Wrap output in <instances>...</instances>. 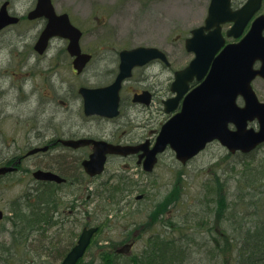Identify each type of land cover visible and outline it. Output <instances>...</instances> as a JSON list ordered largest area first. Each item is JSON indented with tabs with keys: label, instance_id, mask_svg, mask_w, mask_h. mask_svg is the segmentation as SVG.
I'll list each match as a JSON object with an SVG mask.
<instances>
[{
	"label": "flooded vegetation",
	"instance_id": "flooded-vegetation-1",
	"mask_svg": "<svg viewBox=\"0 0 264 264\" xmlns=\"http://www.w3.org/2000/svg\"><path fill=\"white\" fill-rule=\"evenodd\" d=\"M17 2L5 0L2 3L0 0V9L7 4L9 14L18 19L16 24L5 27L0 33L21 25L26 29L37 27L39 32L32 42L10 44L8 48H4L3 44L0 48L3 56H11V64L16 63L15 70L0 76V211L4 213L0 225L7 221L12 224L14 232H19L16 225L23 221L24 213L31 212L29 215H33L35 209L47 205L50 217L43 221V228L38 230V235L32 236L40 240V264H60V260H55L61 258V249L69 253L61 240L66 223L62 196H69L66 207L70 210L69 215H74L71 210L73 206L84 208L83 203H77V195L84 189H93L90 185L104 175H90L84 168V163L96 153L94 143L136 150L127 155L108 153L106 169L111 162L117 161L125 163L122 168L131 170L133 163L145 175H152L162 164L163 156L172 151L168 146L163 153L158 154L153 173L144 170L147 155L155 148L161 129L181 113L190 92L207 80L214 65L217 66L216 59L221 53L228 46L241 44L256 23L261 29L257 37L264 41V0H229L228 7L225 4L216 5L215 13L220 18H237L221 22L219 26L215 25L216 21H211L210 26L207 24L212 0L201 2L205 13L203 20L188 30L184 39V65L177 71H174L172 55L165 48L132 43H127L128 46L123 48L115 44L111 46L110 42L101 40V35L109 30L106 28L108 18L95 24L93 16L96 10L91 11L94 13L92 15L74 16L68 10H60L57 1L52 0L55 13L59 16L69 15L71 23L82 32L78 46L80 55L86 57V63L83 70L78 71V56L71 53L74 45L68 39L53 37L47 43H39L50 20L46 17H31L38 0H33V8L24 15L17 11ZM81 2H90L93 8L103 9L99 0ZM78 13L80 15L81 11ZM88 24L91 26L86 30ZM195 31H201L196 45L204 53V61L198 66L202 69H195L194 75L188 74L192 80L188 79V86L181 83V91L183 85L184 90L177 98L174 93L176 74L178 71H187L197 57L194 51L188 50V41L194 37ZM120 33V29L116 31L117 35ZM170 44L173 45V40ZM142 47L158 48L163 57L148 60L149 56L145 55L146 62L132 67L129 77L117 84L122 73V53ZM4 50L10 53L2 52ZM240 56L246 59L248 53L242 52ZM207 62L209 66L200 78V72L205 69ZM263 65V61H255L253 71L259 72ZM238 71L239 80L248 78L247 65L241 66ZM263 86L264 75L257 73L251 81V87L261 103L264 101L259 94L263 92ZM246 94L244 92L237 96L240 109L247 106ZM156 113L161 116L159 120L155 117ZM142 121L146 123L140 127L155 125L149 130V136L155 138L144 139L136 134L135 122ZM127 127L130 132H126ZM231 129L235 127L231 126ZM78 141L92 142L77 146L75 143ZM48 174L59 177L61 181L46 179ZM119 176L117 173L114 177ZM6 195L10 196L7 202L2 198ZM91 198L90 195L87 200ZM144 200L145 195L136 197L138 204ZM4 203L6 205L1 206ZM132 204L130 202L129 205ZM6 211L9 215H6ZM129 243L134 244V241Z\"/></svg>",
	"mask_w": 264,
	"mask_h": 264
},
{
	"label": "rangeland",
	"instance_id": "rangeland-1",
	"mask_svg": "<svg viewBox=\"0 0 264 264\" xmlns=\"http://www.w3.org/2000/svg\"><path fill=\"white\" fill-rule=\"evenodd\" d=\"M56 1L60 10H68L74 16L92 15L91 11L96 10L93 23L108 18L106 28L109 30H105L101 40L110 42L111 46L123 48L132 43L165 48L173 57L174 71L181 70L184 65V39L188 30L200 24L205 14L204 5H201L204 0H99L103 9L93 8L90 2L83 4L85 2L81 1L85 0ZM17 5V11L24 15L33 8L34 2L18 0ZM111 17L113 20H109ZM90 26L88 24L85 29ZM119 29L121 33L117 35ZM38 32L37 27L26 29L21 25L0 33V48L3 44L8 48L10 44L32 42ZM10 59L11 56L0 53V76L15 70L16 63L11 64ZM259 95L264 101V90ZM155 117L161 118L157 113ZM145 123L135 122L136 134L144 139L155 138L149 136L151 126L155 125L140 127ZM251 126L258 128L256 123ZM126 132H130L129 127ZM131 164L132 169L127 170L122 168L124 162H111L103 177L90 185L93 189H84L77 195V203H83L84 208L73 206L74 215H69L70 210L66 207L69 196H62V210L66 211L64 229L68 231L67 236L62 235L63 247L68 246L64 240L70 242L69 231L77 229L72 239L76 243L84 226L100 227L79 264H104V256L105 259L106 256L114 258V264H130L126 261L131 262L133 258L138 262L150 254L156 256L155 237L158 234L170 241L182 238L188 264H226L233 258L235 264L243 260L239 251L246 247L247 238L251 241V235L259 231L264 233V145L254 155L243 156L231 155L215 143L187 165L178 163L174 153L168 151L152 175H145ZM117 173L121 176L114 177ZM140 195H145V200L138 204L136 197ZM221 196L224 198L220 203ZM9 197L2 196L6 202ZM130 202L133 204L129 205ZM227 204L229 207L226 208ZM165 205L167 209L159 219L157 209L162 210ZM6 215H9L8 211ZM217 216H220L218 226ZM175 222L180 228L176 231L171 227ZM13 229L7 221L0 225V264H40L41 258L26 253L24 247L11 248L20 237ZM31 239L35 240L29 235L28 240ZM229 239L233 241L232 259L229 251L222 256L219 249V243L228 241L225 246L228 250L231 247ZM132 240L135 245L130 257L116 258L115 251ZM71 247L73 244H69V249ZM152 249L153 253L150 252ZM10 252L15 255L14 259L6 262Z\"/></svg>",
	"mask_w": 264,
	"mask_h": 264
},
{
	"label": "water",
	"instance_id": "water-1",
	"mask_svg": "<svg viewBox=\"0 0 264 264\" xmlns=\"http://www.w3.org/2000/svg\"><path fill=\"white\" fill-rule=\"evenodd\" d=\"M219 4H225L228 7L229 0H212L210 16L207 21L208 26H210L211 21H216L215 25L219 26L221 22L237 19L234 17L220 18L219 14L215 13L216 5ZM31 17H46L50 20L39 43H47L49 39L55 36L69 39L71 44L74 45L71 48V53L78 56L76 61L77 67H80L78 64L85 65L86 57L84 58V56L80 55V48L78 46L82 33L71 24L68 15L57 16L51 0H39L38 6L32 12ZM17 22L18 19L9 14L7 4L3 5L0 9V31ZM260 30L259 24L256 23L253 31L241 44L228 46L221 53V56L216 59L217 66L214 65L207 80L188 96L182 113L178 114L164 126L156 147L147 155L144 164L146 171L150 172L153 170L157 162V155L163 153L169 145L176 152L177 159L183 164H186L203 151L208 143L215 140L220 141L232 153H236L237 151L249 153L264 143V104L259 103L251 87V81L257 73L264 75V65L261 71H253L255 61L261 60L264 63V41L260 37H257L260 36ZM200 32L195 31L194 37L188 41V50L194 51L197 57L187 71L177 74V83L180 82L187 85L188 74L194 75L195 69H202V67L198 66L200 62L204 61V53L196 45ZM220 45L222 46L223 43ZM43 49L44 47L40 48V51ZM242 52H247L248 58H242L240 56ZM236 54L238 55L237 58H235ZM141 55L142 58L140 57ZM145 55L149 56L147 58L148 60L163 57L162 52L155 48H138L122 53L120 82L129 77L132 67L135 65H143L146 62ZM243 65H247L248 78L246 80H239L237 78L239 75L238 68ZM208 66L209 63L200 72V78ZM183 86L182 91L184 90ZM175 90L180 91L177 84ZM244 92L247 93L245 95L247 106L240 109L236 104V100L237 96ZM255 120H258L260 124V130L258 132L254 129H248L249 122ZM230 124H233L236 130H231L229 127ZM90 142L92 141H78L75 145L80 146L83 143ZM94 144L96 145V153L89 161L84 163L86 171L93 176L100 175L104 172L106 155L108 153L127 155L136 152V150L130 147L123 148L105 143ZM40 177L42 178L43 176ZM45 177L46 179L61 181L55 175L49 176L48 174ZM3 218L4 213L0 211V222ZM97 231L98 228H85L77 245L67 255L62 264H77L85 255ZM130 248L131 245H126L118 250V253L127 254Z\"/></svg>",
	"mask_w": 264,
	"mask_h": 264
},
{
	"label": "trees",
	"instance_id": "trees-1",
	"mask_svg": "<svg viewBox=\"0 0 264 264\" xmlns=\"http://www.w3.org/2000/svg\"><path fill=\"white\" fill-rule=\"evenodd\" d=\"M223 196H221V198L219 199V202L221 203L223 200ZM53 202V206H54V201ZM218 202V200H217ZM222 205V204H221ZM225 208V205H222ZM229 207V205L227 204L226 208ZM167 206H164V209L160 210L157 209L158 213L156 214V217H158L160 219V216L162 215V213L164 211H166ZM222 210V209H221ZM49 213L50 210L48 209L47 205L38 209H35V212L33 213V215H29L31 214V212H29L28 214L24 213V215L22 216L23 221H20L17 225L16 228H19V239L15 240L13 242L14 247L11 246V248L14 250L20 246L24 247L25 252L29 253V254H34V256L36 255L37 257L40 256V252L38 251L39 245H40V240H28L29 235H38V230H40L41 228H43V221H47L49 219ZM156 217H154L156 219ZM224 217V216H223ZM222 217V218H223ZM27 218V220L25 221V219ZM217 218V222L216 225L218 223V220L220 218V216L215 217ZM205 221H203L204 223ZM22 224H24L23 226H21ZM21 226V227H20ZM218 226V225H217ZM171 227L173 229L179 230L180 228H178L177 223H171ZM200 227H202L200 225ZM76 230H71L69 231V235H70V242L69 244L72 245L74 244L72 239L74 237V235L76 234ZM68 231H66L63 227V231H62V235L63 236H67ZM264 233L262 232H257L253 235H251V241L250 238H247L245 245L246 247L244 248V250H240L239 251V255L242 256L243 260H239L238 262H235V264H264ZM215 242H217V238L214 237L213 239ZM65 244L68 245L66 248L69 249V244L67 242V240H64ZM182 238H180L179 241L177 240H173L170 241L166 238H162L160 234H158L155 237V242L158 244V246L155 247V253L157 252L156 256H152L151 254L148 257H144V259H141L140 261H136V259H132L131 262L128 261L127 263H132V264H188V256L187 253L185 252V249L183 248V244L181 243ZM230 241V246L229 249L227 250L225 246H227L229 244L228 241L222 243H219V249H220V254L222 256L226 255V251H229L230 254V259H232V255H233V241L231 239H229ZM154 242V243H155ZM248 246V247H247ZM62 250V255L61 258L56 259L55 261H59L63 258L64 256V251L63 248ZM149 251V250H148ZM147 252V251H146ZM150 252L153 253V249L150 250ZM247 253H249V256L247 257ZM14 254H10L8 257H6L5 261L6 262H10L11 260L14 259ZM144 256V255H143ZM116 257V256H115ZM118 258V257H116ZM109 259V260H108ZM104 260V264H114V258L111 259L109 256H105L103 258ZM107 261V262H106ZM134 263H133V262ZM234 258L229 261L227 260L226 264H233L234 263Z\"/></svg>",
	"mask_w": 264,
	"mask_h": 264
},
{
	"label": "bare ground",
	"instance_id": "bare-ground-1",
	"mask_svg": "<svg viewBox=\"0 0 264 264\" xmlns=\"http://www.w3.org/2000/svg\"><path fill=\"white\" fill-rule=\"evenodd\" d=\"M10 254H11V252H10ZM10 254H9V255H10ZM9 255H8V256H9ZM8 256H7V257H8Z\"/></svg>",
	"mask_w": 264,
	"mask_h": 264
}]
</instances>
